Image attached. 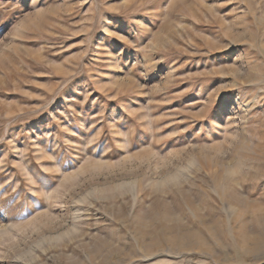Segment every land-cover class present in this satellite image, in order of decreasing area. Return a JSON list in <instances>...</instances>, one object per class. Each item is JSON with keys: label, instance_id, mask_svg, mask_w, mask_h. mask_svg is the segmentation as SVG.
<instances>
[{"label": "rangeland", "instance_id": "rangeland-1", "mask_svg": "<svg viewBox=\"0 0 264 264\" xmlns=\"http://www.w3.org/2000/svg\"><path fill=\"white\" fill-rule=\"evenodd\" d=\"M0 264H264V0H0Z\"/></svg>", "mask_w": 264, "mask_h": 264}]
</instances>
